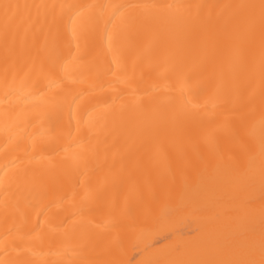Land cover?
<instances>
[{
	"label": "bare ground",
	"instance_id": "6f19581e",
	"mask_svg": "<svg viewBox=\"0 0 264 264\" xmlns=\"http://www.w3.org/2000/svg\"><path fill=\"white\" fill-rule=\"evenodd\" d=\"M0 264H264V0H0Z\"/></svg>",
	"mask_w": 264,
	"mask_h": 264
}]
</instances>
